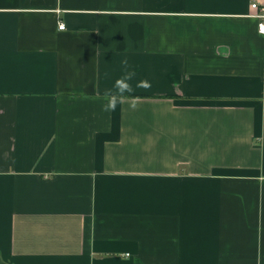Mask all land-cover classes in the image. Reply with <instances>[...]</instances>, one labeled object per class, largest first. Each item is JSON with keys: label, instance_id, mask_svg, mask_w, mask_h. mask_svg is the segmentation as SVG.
I'll use <instances>...</instances> for the list:
<instances>
[{"label": "crops", "instance_id": "0c3cea01", "mask_svg": "<svg viewBox=\"0 0 264 264\" xmlns=\"http://www.w3.org/2000/svg\"><path fill=\"white\" fill-rule=\"evenodd\" d=\"M253 2L0 0V264H264Z\"/></svg>", "mask_w": 264, "mask_h": 264}, {"label": "clouds", "instance_id": "9594fccd", "mask_svg": "<svg viewBox=\"0 0 264 264\" xmlns=\"http://www.w3.org/2000/svg\"><path fill=\"white\" fill-rule=\"evenodd\" d=\"M122 72L119 77H117L112 84V87L105 90L104 100L106 103L102 105V111L112 113L115 112L120 104L124 102L125 99L132 97L134 101L138 100V97L132 96L137 89H143L148 91L151 89V82L148 80H140L133 85V81L136 78L137 73L131 69L127 58L121 61ZM109 72H105V78L110 77ZM132 110L138 108V104L133 102L130 104Z\"/></svg>", "mask_w": 264, "mask_h": 264}, {"label": "built area", "instance_id": "2783aa9c", "mask_svg": "<svg viewBox=\"0 0 264 264\" xmlns=\"http://www.w3.org/2000/svg\"><path fill=\"white\" fill-rule=\"evenodd\" d=\"M252 7L257 10V12L255 13L257 15V17L264 18V8L261 9L257 2H253ZM59 27L61 29H64L66 27L65 23L61 22ZM259 30L261 32H264V21L259 24Z\"/></svg>", "mask_w": 264, "mask_h": 264}]
</instances>
